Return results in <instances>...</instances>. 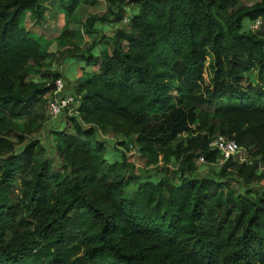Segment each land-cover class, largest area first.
Wrapping results in <instances>:
<instances>
[{"label": "trees", "instance_id": "16d2710c", "mask_svg": "<svg viewBox=\"0 0 264 264\" xmlns=\"http://www.w3.org/2000/svg\"><path fill=\"white\" fill-rule=\"evenodd\" d=\"M50 1L0 0V264H264V0H105L85 21L99 0H59L54 39L27 27ZM97 21L112 37L82 49ZM54 44L93 71L71 83L79 106L50 158L36 136L63 77ZM102 136L122 138L121 161ZM218 136L246 160L221 164ZM130 145L166 174L127 198Z\"/></svg>", "mask_w": 264, "mask_h": 264}, {"label": "rangeland", "instance_id": "374dc122", "mask_svg": "<svg viewBox=\"0 0 264 264\" xmlns=\"http://www.w3.org/2000/svg\"><path fill=\"white\" fill-rule=\"evenodd\" d=\"M256 1L258 0H241V4L244 6H250ZM58 2L59 0H51L50 2H48V7L50 9L47 12V21L44 23L42 27L35 26L30 21H27L28 29L38 35H43L49 39H54L55 37H57L59 33H58V30H56V28L59 29L64 26V19L63 17H61V13L59 9L57 8V5L59 4ZM105 11H106L105 0H99L98 5L93 8H85L84 6H80L77 9V13L79 14L80 19H82L83 21L87 20L90 15L102 14ZM128 13L132 14L133 9H128ZM72 27L74 26L72 25ZM95 27L97 28V34H90V35L86 34L85 43L82 46V49L90 45L91 41L95 37L99 39H101L102 37L104 38L112 37L113 31L116 28V25L109 24L107 22L97 21V23L95 24ZM50 51H51V54L53 55L51 56L52 69L56 71H60L62 73L63 75L62 79L64 83L66 84V91L67 93L72 94L73 91L71 89V83L73 86V83H75L76 79L80 77L83 72L89 73L93 71V69L88 67L85 61L79 58H70L69 56L66 55L64 58L58 59L59 49L57 48L56 44H54L50 48ZM93 53L95 56H98L100 53L99 48H95L93 50ZM66 82H70L68 83L69 88L67 87ZM65 123L66 121H65L64 114H62L61 116L57 118L50 117L43 131L36 136V138H39L42 141V144L47 149V152L49 153L50 158L55 156L54 142L52 141V136H51L52 131L54 129H58V130L63 129L65 127ZM10 136L15 138L14 133L11 134ZM100 139L103 140L106 145L105 159H107L109 162H112V163L116 161H121L122 160V150L120 149L118 142H121L122 138L102 136ZM22 147L23 146L19 145L17 150L20 151ZM124 151H126V148H124ZM126 152H127L129 161L136 165V173L141 177L136 184H132L127 188L125 197L128 198L131 196L132 192L137 190L138 183L145 182V181H152L156 183L159 180H161L162 177L166 174V167H164V165L161 163L156 168L146 169L143 161L139 157L136 147H134L133 145H130V151H126ZM196 165L198 166L197 167L198 171L203 174L208 173V171H210V173H213L217 171V168H218V166H213L211 168H208V165H203V163H201L199 160L196 161ZM170 167L172 169H176L178 167V163L174 160L171 163Z\"/></svg>", "mask_w": 264, "mask_h": 264}, {"label": "built area", "instance_id": "2783aa9c", "mask_svg": "<svg viewBox=\"0 0 264 264\" xmlns=\"http://www.w3.org/2000/svg\"><path fill=\"white\" fill-rule=\"evenodd\" d=\"M259 22L254 26L256 28ZM79 106V100L66 91V84L63 79H59L55 83L53 95L49 98L47 103V113L51 118H57L63 113L68 112L72 115L76 112ZM212 148L216 149L221 154V164L229 161L233 157L239 155L240 160H246V153L233 140H229L224 136H218L212 143ZM201 163H204V158H200Z\"/></svg>", "mask_w": 264, "mask_h": 264}]
</instances>
